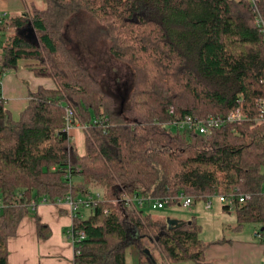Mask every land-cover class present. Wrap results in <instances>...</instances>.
<instances>
[{
    "label": "trees",
    "instance_id": "1",
    "mask_svg": "<svg viewBox=\"0 0 264 264\" xmlns=\"http://www.w3.org/2000/svg\"><path fill=\"white\" fill-rule=\"evenodd\" d=\"M27 7L0 14L2 73L32 59L35 73L56 88L31 90L19 119L0 93V264H8V239L32 201L96 191L101 198L76 211L73 226L86 235L77 264H127L128 250L138 264L204 261L211 243L229 239L205 240L194 217L169 227L143 207L156 199L180 204L181 193L194 201L248 193L244 204L223 209L235 213L236 230L257 223L264 239V123L253 120L264 97V26L256 23L264 0L256 7L252 0H42ZM86 12L106 28L103 55L130 68L128 90L112 91L91 69V56L84 62L58 37ZM28 22L39 43L19 33ZM237 107L250 118L206 133L189 127ZM69 124L85 131V154Z\"/></svg>",
    "mask_w": 264,
    "mask_h": 264
},
{
    "label": "crops",
    "instance_id": "2",
    "mask_svg": "<svg viewBox=\"0 0 264 264\" xmlns=\"http://www.w3.org/2000/svg\"><path fill=\"white\" fill-rule=\"evenodd\" d=\"M32 1L42 4V0H0V13H25ZM6 41L7 34L0 35V93L6 99L13 118L19 119L29 103L31 90L39 86L56 88V83L51 77L38 76L32 68V59H20L16 69L2 73L3 46ZM69 134L75 145L76 139L81 140L82 149L76 147L80 154H85L83 128L73 126ZM87 187L93 188L91 184H87ZM84 210L82 214L87 216L89 210ZM74 219L75 212L65 200H39L37 205L29 208L15 234L8 239V264H75V247L69 235ZM234 225L231 229L237 233L245 229L236 230ZM251 233L246 236H229V240L211 243L205 251V260L200 263L185 261L177 264H261L264 260V239L257 235L255 227H252Z\"/></svg>",
    "mask_w": 264,
    "mask_h": 264
},
{
    "label": "rangeland",
    "instance_id": "3",
    "mask_svg": "<svg viewBox=\"0 0 264 264\" xmlns=\"http://www.w3.org/2000/svg\"><path fill=\"white\" fill-rule=\"evenodd\" d=\"M105 29L102 21L96 19L91 12H86L75 16L71 22L60 31L61 33L58 34V37L69 46L73 44L77 48L76 52L82 56L81 59L85 58L84 62H86L87 56H91L88 58L91 60V69L107 87H110L112 91L118 94L120 92H118L116 88L120 87L122 90L124 89V91L131 88L132 75L127 64L116 60L110 61L106 58L107 55H103L105 43L102 40L106 37ZM68 39L72 42L70 43L71 45L67 41ZM125 85L127 87H124ZM76 145L78 149H82L80 139H76ZM210 200H212L213 203L210 208L206 207V200L200 198L195 200L194 203L188 207L178 203L166 204L162 208L155 209L148 205L143 207L153 212L157 218L174 217L187 221H190L191 217L196 218L197 223L201 226V236L206 240L223 236H246L252 232V227H259L257 223H249L245 226L242 233L235 232L231 229V226L236 223L235 213L233 211L224 210V203L219 200L217 195H213ZM134 203L139 205L138 199H135ZM115 204L118 203L115 202ZM87 211L88 209L85 208L84 212ZM127 256V264H138L135 255L130 254L129 250L127 251Z\"/></svg>",
    "mask_w": 264,
    "mask_h": 264
},
{
    "label": "built area",
    "instance_id": "4",
    "mask_svg": "<svg viewBox=\"0 0 264 264\" xmlns=\"http://www.w3.org/2000/svg\"><path fill=\"white\" fill-rule=\"evenodd\" d=\"M253 3L255 4L256 7V2L258 0H252ZM2 16L5 14L0 13ZM256 23L258 25H263L264 26V18H262L261 16L258 17L256 19ZM257 107H258V112L257 114L253 117V120L256 123H264V97H262L261 99L257 100ZM72 116H73V112L72 110L68 109L67 110V121L71 122L72 120ZM250 116L248 114H246L240 107H237L236 109L230 111L227 115H209L206 118H204L203 120H196L194 122H189V127L192 128L194 127L195 129H198L200 132L202 133H206L208 132L211 128L213 127H217L220 126L226 122H240V121H244L246 119H249ZM74 125L69 124L68 125V132L70 130V128H72ZM213 195H217L219 200L222 201L225 205H227L230 208H233L235 205L237 204H244L247 200V198L250 196L248 193H244L242 191H240L239 189H237L236 191H233L229 194H221V193H213L211 195H209L205 200H206V207L210 208L212 206V200H210V198ZM102 196L101 191H96L95 194H91L88 195L86 198H78V199H74L71 196H67L66 198L62 199L65 200L73 209V211L75 212L76 215V211L78 210L79 207L84 206V207H90L92 206L94 203H96ZM180 205H183L185 207L191 206L194 203V198L191 195H186L184 193L180 194ZM42 201L46 202L48 201L46 198H42ZM61 200V199H59ZM139 203L142 205L143 204V200H138ZM37 201H32L31 205L35 206L37 205ZM166 204L165 200H160V199H156L154 201H151V205L153 208H162L164 207ZM1 208V205H0ZM70 238L72 240V243L75 247V254L79 252V249L77 248L78 243L85 238V232L83 230L80 229H76L74 228V226H72L71 230H70ZM257 235H260L257 233ZM77 264V263H75ZM261 264H264V260L262 261Z\"/></svg>",
    "mask_w": 264,
    "mask_h": 264
},
{
    "label": "water",
    "instance_id": "5",
    "mask_svg": "<svg viewBox=\"0 0 264 264\" xmlns=\"http://www.w3.org/2000/svg\"><path fill=\"white\" fill-rule=\"evenodd\" d=\"M26 32H27V34H26ZM19 33L24 35L26 38L31 39L32 41L39 43V39L37 37L35 27L32 25L31 22H28L26 26L22 27L19 30ZM167 222H168L169 227H179L183 224V220L178 219V218H174V217H167Z\"/></svg>",
    "mask_w": 264,
    "mask_h": 264
}]
</instances>
